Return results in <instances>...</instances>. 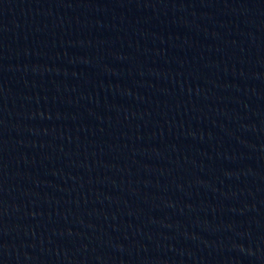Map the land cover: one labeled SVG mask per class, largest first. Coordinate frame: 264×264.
Masks as SVG:
<instances>
[{"label": "water", "instance_id": "water-1", "mask_svg": "<svg viewBox=\"0 0 264 264\" xmlns=\"http://www.w3.org/2000/svg\"><path fill=\"white\" fill-rule=\"evenodd\" d=\"M0 264H264V0H0Z\"/></svg>", "mask_w": 264, "mask_h": 264}]
</instances>
